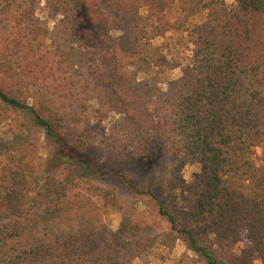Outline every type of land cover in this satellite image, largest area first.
I'll list each match as a JSON object with an SVG mask.
<instances>
[{
    "label": "trees",
    "instance_id": "1",
    "mask_svg": "<svg viewBox=\"0 0 264 264\" xmlns=\"http://www.w3.org/2000/svg\"><path fill=\"white\" fill-rule=\"evenodd\" d=\"M40 3L59 16L52 31ZM181 29L192 55L180 75L165 89L139 80L149 41ZM92 111L116 114L112 157L155 144L172 155L161 195L145 191L169 224L163 239L110 229L94 196L77 190V164L94 163L81 152ZM3 123L0 264H132L177 240L204 264L264 260V0H0ZM37 132L52 142L42 161ZM186 165L198 167L190 181ZM177 264L196 261L185 252Z\"/></svg>",
    "mask_w": 264,
    "mask_h": 264
},
{
    "label": "rangeland",
    "instance_id": "2",
    "mask_svg": "<svg viewBox=\"0 0 264 264\" xmlns=\"http://www.w3.org/2000/svg\"><path fill=\"white\" fill-rule=\"evenodd\" d=\"M225 1L228 4L233 2ZM42 9L43 3H40L36 16L46 22L51 31L54 30L59 16H47ZM166 14L170 21L180 15L176 7L169 9ZM199 20L198 17L192 21ZM118 33L112 32L113 35ZM57 34V31H54L50 36L56 40ZM148 45L150 47L148 69L145 73H138V79L155 81L158 87L165 89L168 81L179 76L181 69L190 62L192 44L186 31L181 29L170 30L163 36L155 37ZM114 117L115 113L101 118L91 112V122L84 134L85 142L81 152L94 163L77 164L75 170L77 190L94 196L110 229L117 230L124 226L134 237L146 236L157 238L159 241L169 231V224L158 214L155 201L145 191L151 189L161 195L162 184L173 163L172 155L162 144H155L140 157L132 156L129 150L122 159L112 157L105 146V137ZM11 127L12 125L6 123L0 124V140L4 141L6 147L9 144L5 132ZM36 135L39 144L38 160L42 161L52 142L43 132H37ZM253 152V158L258 162L261 149L257 147ZM197 170L196 165H186L181 173L186 181H190L192 174ZM129 183H133L139 192L132 190ZM71 194L72 192H69V195ZM244 245V241H239L233 249L238 252ZM185 252L196 261V264H204L193 253L187 251L180 240H177L171 249L155 243L150 250L136 257L132 264H177L179 257ZM254 264H264V260L256 258Z\"/></svg>",
    "mask_w": 264,
    "mask_h": 264
}]
</instances>
